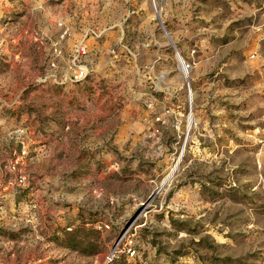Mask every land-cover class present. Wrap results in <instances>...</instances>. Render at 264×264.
I'll return each instance as SVG.
<instances>
[{"label": "rangeland", "instance_id": "1", "mask_svg": "<svg viewBox=\"0 0 264 264\" xmlns=\"http://www.w3.org/2000/svg\"><path fill=\"white\" fill-rule=\"evenodd\" d=\"M112 253L264 264V0H0V264Z\"/></svg>", "mask_w": 264, "mask_h": 264}, {"label": "built area", "instance_id": "2", "mask_svg": "<svg viewBox=\"0 0 264 264\" xmlns=\"http://www.w3.org/2000/svg\"><path fill=\"white\" fill-rule=\"evenodd\" d=\"M75 57H74V66L76 68L74 76L71 77L70 81L72 82H81L85 80L88 76V70L86 67L77 65L76 63L80 62V58L86 55V48L83 45L78 46L75 51ZM25 178L23 176H19L16 180V184L18 186H22L24 184ZM115 255L112 253L111 255H108V262L114 264L115 263Z\"/></svg>", "mask_w": 264, "mask_h": 264}, {"label": "bare ground", "instance_id": "3", "mask_svg": "<svg viewBox=\"0 0 264 264\" xmlns=\"http://www.w3.org/2000/svg\"><path fill=\"white\" fill-rule=\"evenodd\" d=\"M179 58V64H182L183 63V60L182 58L178 57ZM183 75H185L186 73H188V71L185 69V66L182 67L181 69ZM190 121V120H189ZM171 176V175H170ZM168 179V178H167ZM169 180V179H168Z\"/></svg>", "mask_w": 264, "mask_h": 264}, {"label": "trees", "instance_id": "4", "mask_svg": "<svg viewBox=\"0 0 264 264\" xmlns=\"http://www.w3.org/2000/svg\"><path fill=\"white\" fill-rule=\"evenodd\" d=\"M87 79V78H86ZM94 253H92V255H93Z\"/></svg>", "mask_w": 264, "mask_h": 264}]
</instances>
